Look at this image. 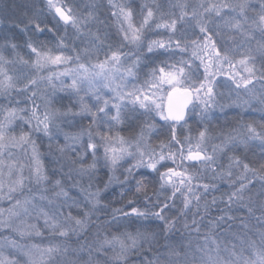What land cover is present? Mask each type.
Returning <instances> with one entry per match:
<instances>
[{"label":"snow or ice","instance_id":"1","mask_svg":"<svg viewBox=\"0 0 264 264\" xmlns=\"http://www.w3.org/2000/svg\"><path fill=\"white\" fill-rule=\"evenodd\" d=\"M108 3L115 9L110 12L115 19V34L109 32L108 23L101 19L100 4H87V10L82 12L62 0H45L55 24H70L77 33L72 38L59 37L58 47L70 48L76 61L84 55L96 56L98 62L91 66V71L79 64L82 74L68 86L78 96L77 110L72 106L63 111L53 110L48 103L43 108L37 104L39 81L50 83V77L26 78L19 91L30 93L27 100L31 107L2 110L0 199H8L12 204L8 210L0 208V229H11L21 237L43 236L37 223L22 220L13 226L12 217L23 214L42 220L43 229L60 243L28 246L5 236L0 242V264H22L15 256L5 255L6 247L17 255L22 253L23 264H135L131 257L145 251L151 258L144 257L140 264H264V119H241L238 127L215 132L209 126L211 110L223 108L216 92V76L223 74L218 70L225 64L235 88L248 94L243 104L256 101L264 106V0L259 11L251 9L254 13L251 17L246 14L250 9L248 0L236 5L199 0L191 6L188 0H175L167 4V10L153 0L151 6L140 7L138 26L131 4H113L112 0ZM173 8H178L179 13ZM225 8L236 10L237 15L223 19L220 14ZM213 14L223 19V27L242 39L237 42L236 36H230L233 46L225 45L221 50L210 31L221 27ZM15 26L20 27L22 34L33 32L32 36H26L23 46L30 56H35L32 64L37 71L45 65L73 59L62 50L52 55L47 42L40 39L45 32L56 31V27L41 19V10L25 16ZM153 28L166 30L167 38L148 39L146 33ZM255 30H259L261 40H255ZM190 33L195 38L190 39ZM81 34L87 38V46L76 51V42H83ZM68 39L71 44H65ZM20 46L10 37H5V43L0 45V95L17 87L4 65L17 60L29 63L17 51ZM125 47L132 50L125 52ZM4 49L15 52L16 59H7ZM101 52L103 60L99 59ZM173 58L176 60L171 63ZM142 65L147 68L148 77L142 85L134 84L125 90L121 83L108 98L97 94L99 87L115 83L112 73L119 75L121 81L136 78ZM201 66L203 79L197 75ZM254 81L260 84V93L255 91ZM164 85L170 88L167 112L157 102V94ZM82 91L94 95L92 104L79 96ZM189 105L193 109L200 107V126L195 137L186 119ZM153 112L168 122V139L159 141V151L151 143L155 130L150 121ZM17 120L28 128L27 131L21 128L19 135L13 128ZM123 124L134 130L127 138L120 132L113 134L115 127ZM177 126L186 134L178 136ZM65 128L78 130L69 132ZM37 136L49 141V169L41 160ZM61 137L64 143H60ZM257 141L258 152L254 150ZM11 148L19 152L13 153ZM238 150L243 154L238 155ZM88 156L91 160L85 163ZM126 158L132 162L123 169L121 180L115 173L122 162H127ZM169 161L173 167L167 166ZM193 167L209 172V182H204L201 172L193 171ZM102 168L111 173L103 189L95 183ZM140 169L148 170V175L136 178ZM84 177L88 179L87 185L81 182ZM114 182L130 185L127 192L120 193L122 199L131 193L125 201L128 210L112 208L111 218L101 219V213L107 216L110 208V202L102 203L101 194ZM72 189L77 190L76 196L70 194ZM17 195L23 199H16ZM73 209L79 215H73ZM217 209L219 214L213 215ZM93 224L96 231L92 241L85 238L81 242L80 238L86 237ZM132 227L134 231L129 230ZM177 233L180 234L174 239ZM73 237L78 241L76 247L72 246Z\"/></svg>","mask_w":264,"mask_h":264},{"label":"trees","instance_id":"2","mask_svg":"<svg viewBox=\"0 0 264 264\" xmlns=\"http://www.w3.org/2000/svg\"><path fill=\"white\" fill-rule=\"evenodd\" d=\"M63 1H64V3L72 5L74 8H77L82 12L87 10L85 6L80 5L81 2H78L75 0H63ZM143 1L144 0H112L113 4H126V3L131 4V6L134 9V20L141 18L140 17V7L142 6V4H144ZM157 1H158V3H160V1H162V3H160V4L165 6V10H167V4L172 3L171 0H157ZM240 1H242V0H240ZM146 2H149V5L151 6L153 3V0H147ZM258 2L259 1L253 3L251 6V9H255ZM224 3L234 5V2H230L229 0H225ZM97 4L102 5V7L100 9L101 19H105L106 23L108 22L110 24V26L112 27V28H110V30H112L113 34H115V32H116V25L114 22L115 19L110 15V12L115 11V9L111 8V6L109 5V3L106 0H100V2ZM36 10H41V19L47 20L49 22V26L56 27V31H54L52 33L45 32V34L40 37L41 40H45L47 42V48L51 50V53L60 52L61 50L63 52H73L70 48L58 47V43H59L58 38L65 36V35L69 38L76 36L77 33H76L75 29L72 30L70 28V26H64L62 24L56 25L55 21L52 20L51 13L47 12L45 0H0V13H1L0 14V21H4V23H0V45H3L5 43V37L12 38V42H15L18 45H21L17 49V51H19V53L21 54L23 59L31 62L32 55L31 56L29 55V50L23 46V43H24L26 36H32L33 32L29 31L26 34H22L20 32V27H23V24H20V27H16L15 25L19 24L20 20L24 19L25 16H29V17L32 16L33 12ZM172 11L176 12L175 9H172ZM232 11H230V9L225 8L221 12L220 17H223V19H230L231 17L236 16L237 12L235 14V12H232ZM227 14H228V17H227ZM214 17H216L215 14H213L212 18H214ZM220 17H216V19H218L221 22L220 25H221V27H223V19H221ZM43 26L44 25H42V27ZM178 27H180L179 24H178ZM220 28H219V30H220ZM93 29H95L94 26H93ZM224 29H225V27H224ZM226 29H225L224 33H221V30H220L219 35H217L216 30H213L212 28H210V31H213V35L216 38L218 46H221V50H223V46H225V45L228 47H232V41L229 40V37L233 36V34H234V36H236L237 41L242 39V37L238 36L235 32L229 31L228 29L226 31ZM164 32H166V35L168 36L167 31L165 30ZM195 32H196V34L198 33V31H195ZM151 34L155 37L159 35L156 33H151ZM153 36H149V37H153ZM165 38H167V37L165 36ZM189 38L192 39V38H195V36L190 34ZM71 43H72L71 39H68L65 41V44H71ZM82 45H83V47H85L84 46L85 42ZM86 45H87V43H86ZM75 48L77 49V44L75 45ZM126 48H128V47H125L123 49V51L126 50L125 52H127L128 49H126ZM103 53L104 52H101L99 57H101V55H103ZM3 54L9 60H15L16 59L15 52H13L10 49H4ZM187 58L188 57L185 56V59H187ZM159 59H163V57H157V60H159ZM175 60H176V58H173L170 62L174 63ZM16 63H19V66L21 69H25L29 66L28 64H23V63L19 62L18 60ZM194 64L198 65L199 61H194ZM213 71H217V69L214 68ZM218 71H225V65L222 69H219ZM197 75L200 79H203V67L202 66L199 68V72L197 73ZM25 78L26 77L21 76V75L19 77L16 76V79H17V80H15L17 82L16 89L11 90L10 93L2 96L5 99L11 101V104L8 103V105H5V106L12 107L13 105L16 104L19 107V106H21V104H24V102L27 100V97L30 95V93L19 91L23 87V83L25 82ZM216 78H217V76H216ZM218 79H220V78H218ZM132 81H133L132 85H134V84L135 85H142L144 82V80H138L137 77L132 78ZM255 83H257V82H255ZM257 84L260 86L259 83H257ZM56 85L59 88V90L54 92L55 95H52V99H51L52 102L51 103H52V106L54 108L53 110L59 109V110L63 111L67 106H72L74 111L77 110V108H78V96H77L76 92L73 89L68 87L66 81L65 82H56ZM260 88H261V86H260ZM79 96H84L85 102H87L89 104H92L94 99H95V97L92 93L85 95V93L83 91L79 93ZM108 97H109V95H108ZM1 99L2 98H0V100ZM17 101H19L20 103L17 104L16 103ZM262 108H264V106L260 105L258 102L250 101L248 106L245 104H239L238 103V104H230V105L225 106L219 110H217V109H215L214 111L212 110L210 112V115H209V121H210L209 126H210V128H213L214 132L219 131L220 129L227 130V129H231V128H236V127H238V122L241 119H243V118H241L242 115H244V117H245L243 120L255 119L257 121H260V120L264 119V112L261 111ZM26 114L27 113H25V115ZM186 119L188 120V124L191 126L192 136L195 137L196 130L200 126L199 125V119L200 118H198V120L194 119V116L192 115V109H190ZM229 119H232V122H228ZM150 121L152 123H154V125H155V130L151 136V143L154 147L157 148V151H159V148L157 147L159 141L160 140L167 141V139H168V122L164 121L162 118H160L159 116H157L153 113L150 116ZM209 121H206V122H209ZM87 122H88L87 120L83 121L84 124H87ZM21 128H23L24 131L28 130V128L25 125H23L19 120H17L16 123L14 124L15 133L19 134ZM77 130H78L77 128H65V131H69V132H75ZM115 132H120L123 136H125L127 138L133 134L134 130L129 128L127 126V124H123V125H119V126L115 127L113 134H115ZM157 132L159 133V135L156 134ZM177 134H178V136H182V135L186 134V132L182 133L180 130V127L177 126ZM41 137L42 136H37V137H35V139L37 140V143L40 146L39 150L42 153L41 160L43 161L45 168L49 169L51 167V164H50L51 156L48 153L49 141L47 140V138L42 141ZM59 139H60V143H64L62 137ZM213 142H216V141H213ZM194 143H195V140H193V144ZM115 146H119V145H115ZM173 150H175V147H173ZM254 150L257 152L259 151V142L258 141L255 142V144H254ZM237 154L242 155L243 153L241 150H238ZM249 155H250V153H249ZM90 160H91V156H88L85 160V163L90 162ZM223 162L227 163L226 160H224ZM127 166H128L127 162H122V167L119 168L117 170V172L115 173V175L119 176L121 180H123V175L125 174L123 172V169L126 168ZM167 166L173 167L174 165L169 161L167 163ZM66 170L67 169H65V171ZM161 170H163V169H161ZM192 170L193 171H200L204 177V182H209V180H210V173L209 172H207L203 169L195 168V167H193ZM49 174H51V173H49ZM110 174L111 173L107 169L102 168L98 174V178L95 180V183L98 184L101 189H103L104 184L107 182L108 176ZM142 175H148V170L140 169L136 172V178H139V176H142ZM56 178H61V177H56ZM151 178L153 180H155V178H156L155 174H152ZM76 179H80V177H76ZM82 183L87 185V183H88L87 177L83 178ZM128 187H130V185H121L119 183L114 182L113 184H111L109 186V188L107 189L106 192H102V194H101L102 203H109L110 202V208L108 210L107 216H105L104 213H101V219H110L112 208L124 207L126 211L128 210L127 207H125V201L129 198L131 193H128V195H126L123 199L120 196L121 191L123 190V191L127 192ZM94 190L95 189H93V191ZM70 194L73 196H76L77 190L72 189L70 191ZM16 198L22 199L23 197L20 195H17ZM82 199L83 198H81V200ZM177 203H179V201H177ZM11 204H12V201H9L8 199H0V208H2V209L8 210L10 208ZM138 206H142V203ZM222 206L223 205H221V207ZM217 214H219L218 209L213 211V215H217ZM73 215H79V213L75 209H73ZM95 219H96L95 216H93L92 220L95 221ZM153 223H156V222H153ZM129 230L134 231V227L130 228ZM95 231H96L95 224H93L92 227L89 229L86 237L82 236L80 238V241L82 242L86 238L87 241L91 242L93 239V234ZM112 231H115V229H112ZM42 232L44 233L43 236H29V237L22 238L18 233H15V232L7 230V229H0V237L9 236V237H13L15 240L17 239L20 242H32V243H34L36 245H40V246H47L50 243H60V241L58 239L49 236L48 232L45 229H43ZM180 233H183V229H180ZM180 233H177L176 236H174V239L178 238ZM77 243H78L77 238L73 237L72 246L76 247ZM146 256L151 258L150 254L145 251L144 253H142L140 255H135V256L131 257V260L134 261L135 264H140L142 259ZM21 258H23V256H17L16 259H21ZM84 258L86 259V257H84ZM57 259H59V257Z\"/></svg>","mask_w":264,"mask_h":264},{"label":"rangeland","instance_id":"3","mask_svg":"<svg viewBox=\"0 0 264 264\" xmlns=\"http://www.w3.org/2000/svg\"><path fill=\"white\" fill-rule=\"evenodd\" d=\"M75 1L81 2L80 5H82V6H86L87 4H90V3L97 4V3L100 2V0H75ZM106 1L108 2V0H106ZM146 1L147 0L143 1L144 4H149V2H146ZM171 1H172V3H175V0H171ZM229 1L230 2H234V5L239 4L240 2H242L240 0H229ZM257 1H259V2L257 4V6L255 7V9H256V11H259L261 0H248V3L250 5V9H249V11H247L246 14L249 15L250 17L252 15H254V13L251 11V6H252L253 3H255ZM156 2L158 3L157 0H156ZM198 2H199V0H188L189 6L193 5L194 3H198ZM206 2L207 3H214V4H221V3H224L225 0H206ZM62 3H64L63 0H62ZM160 3H162V1H160ZM173 9H175L176 12L179 13V9L178 8H173ZM230 11H232V10H230ZM232 12H235V14H236V10H233ZM227 17H228V14H227ZM140 19L141 18H139L137 20H134V23H136L137 26L139 25ZM213 19L217 23H219V24L221 23L218 19H216V17H214ZM156 22H159V21H156ZM108 25H109V29H108L109 32L111 34H113L112 30H110V28H112V27L110 26L109 23H108ZM68 26H70V28L72 30L74 29L70 24ZM225 29H224V27H221L220 28L221 33H224ZM220 30L219 29L216 30V33H217V31L220 33ZM93 31H95V29H93ZM164 31L165 30H163V29L157 30V29L153 28L152 31L147 32L146 35H147L148 39H156V38H160V37L165 38V36L167 37V35H166V32H164ZM195 31H198V29H195ZM226 31H227V29H226ZM151 33H156V34H159V35L155 37ZM149 36H153V37H149ZM233 36H234V34H233ZM253 36L255 37V40H261L262 39V36H261L259 30H255L253 32ZM81 38H82L83 42H80V41L76 42V44H77L76 51H80L83 48L82 44L84 42H85L84 46H87L86 45L87 38L84 37L83 34H81ZM255 40L252 42L253 45L255 44ZM126 49H128L127 52L132 50L131 47H128ZM59 53L60 52H55V53L53 52L51 54L52 55H58ZM64 55L72 56L73 59L69 60L67 63L45 65L44 67L40 68L38 71L35 69V67L32 64V61L35 60V56L34 55H32L31 62L28 63L29 66L27 68H25V69H21L20 66H19V63H16L17 61L15 63L11 64V65L10 64H6V65H4V67L8 70V74L13 77L14 81L17 80L16 76L19 77L20 75L24 76L26 78L50 77L51 78V82L50 83L48 81H39V87H38V89H36L38 91V97L36 98V102H37V104L40 105L41 108H43L45 106V103H48V106L51 109H54L53 106H52V103H51L52 102L51 99H52V95H55L54 92L59 90V88L56 85V82H65L66 81L67 85L69 86V85H71L73 79H76V78L80 77L81 74H82V70L78 66L79 64H84L86 67L89 68V71H91L92 70L91 66L98 62L96 56L85 57L84 55H81L80 60L76 61L74 52H64ZM237 58H239V57L237 56ZM99 59L100 60L104 59V53H103V55H101V57H99ZM124 63L127 64L128 61H124ZM258 63H259V58H258ZM228 71H229L228 70V66H227V64H225V71H219V72H221L223 74L217 75V78H216V92L218 93V99L223 104V107L228 106L230 104H238V103L239 104H243V101L248 98V94L245 93L243 90H239V93L237 94L238 96L237 95H234L233 97L231 95H229V97L227 96V94L231 93V91H229V88L237 90L235 88L234 84L231 82V76H230V74H228ZM237 71H240V69L237 68ZM145 72H147V68H145L142 65L141 66V71H139L138 75H137L138 80H145V79L148 78L145 75ZM112 75L115 78V83L112 84L110 87L109 86H101V87H99L97 94L103 95L105 98H108V95H109V97L114 95L113 88H115V86L117 84H121V83H123L126 86L125 90H128V89L131 88L132 83H133V81H132L133 77H128L126 80L121 81L119 75H117L116 73H112ZM26 78H25V82L24 83H26ZM218 78H220L221 80L218 79ZM105 83H107V82H105ZM254 83H255V81H254ZM78 84H79V79H78ZM255 84H256L255 91L257 93H260L261 92L260 86L257 83H255ZM53 85L55 86L54 88L52 87ZM82 87H86V85H82ZM169 89L170 88L167 85H164L161 88V90L159 91V93L157 94L158 97H159V99H157V102L158 103H162V105L164 107V110H165V105H166V100H167V94L166 93L168 92ZM226 90H227L228 93L225 95L224 91H226ZM219 94H223V95L220 96ZM2 96L3 95H0V98H2L0 100V120L3 119V115H4L2 110L4 108H7L8 106H5V105H8V103H9V100L5 99ZM155 98L156 97H154V99ZM233 101H235V102L233 103ZM193 103L197 104V105L199 104L198 101H193ZM13 106L18 107L16 104L13 105ZM19 107H31V102L26 100L24 102V104H21V106H19ZM215 109L219 110V109H222V108L217 106V107H214L212 110L214 111ZM153 114H155V112H153ZM155 115H157V114H155ZM192 115L194 116V119L198 120V118H200V107H196L195 109L192 108ZM209 115H210V113H209ZM157 116H159V115H157ZM159 117L162 118L161 116H159ZM241 118L244 119L245 118L244 115H242ZM228 122H232V119H229ZM15 123H16V121L14 122V124ZM14 124H13V128H14ZM15 134H17V133H15ZM17 135H19V134H17ZM41 139L43 141L46 138L41 137ZM116 147H119V146H116ZM9 150L12 151L13 153H18L19 152V150L15 149V148H11ZM126 159H127V163H131V159L130 158H126ZM25 162L27 163V161H25ZM25 174H27V173H25ZM82 180H81V182H82ZM80 198H83L82 195H81ZM6 215H7V211L5 213V216ZM22 220H25L29 224L37 223L40 226L41 231H43V221L42 220H35V219H33V217H25L23 214L20 217H12L11 222L13 223V226H15V225L20 224V222ZM7 230L12 231L11 229H7ZM25 237H29V236H25ZM2 238L3 237H0V242H2ZM10 238L14 239L13 237H10ZM22 238H24V237H22ZM18 243H20L22 245H28V246H31L32 244H34L32 242H20V241H18ZM4 253H5L6 256H10V257L11 256H15V258H17V256H23L22 253L17 255L15 250H13L11 248H8V247L4 248ZM24 259H25V257L20 259L22 261V263H23Z\"/></svg>","mask_w":264,"mask_h":264},{"label":"bare ground","instance_id":"4","mask_svg":"<svg viewBox=\"0 0 264 264\" xmlns=\"http://www.w3.org/2000/svg\"><path fill=\"white\" fill-rule=\"evenodd\" d=\"M229 91H231V93L230 94H227L228 92H227V90L226 91H224L225 92V95L227 94V96L229 97V95H231L232 97L234 96V95H237L238 93H239V91L238 90H234V89H230L229 88ZM238 91V92H237ZM238 96V95H237ZM244 96V95H243Z\"/></svg>","mask_w":264,"mask_h":264},{"label":"water","instance_id":"5","mask_svg":"<svg viewBox=\"0 0 264 264\" xmlns=\"http://www.w3.org/2000/svg\"><path fill=\"white\" fill-rule=\"evenodd\" d=\"M170 91V90H169ZM167 104H168V97H167V100H166V105H165V112H167ZM190 107V105H189Z\"/></svg>","mask_w":264,"mask_h":264}]
</instances>
